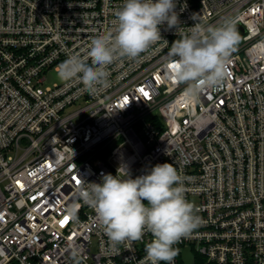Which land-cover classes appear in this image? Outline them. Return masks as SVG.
<instances>
[{
  "label": "built area",
  "instance_id": "built-area-1",
  "mask_svg": "<svg viewBox=\"0 0 264 264\" xmlns=\"http://www.w3.org/2000/svg\"><path fill=\"white\" fill-rule=\"evenodd\" d=\"M123 2L0 0V264H149L152 234L113 248L79 189L162 163L200 217L174 264L186 247L203 264H264V0H174L180 31L161 25L158 43L109 65L106 88L47 84ZM194 13L244 33L219 85L188 100L168 53Z\"/></svg>",
  "mask_w": 264,
  "mask_h": 264
},
{
  "label": "clouds",
  "instance_id": "clouds-1",
  "mask_svg": "<svg viewBox=\"0 0 264 264\" xmlns=\"http://www.w3.org/2000/svg\"><path fill=\"white\" fill-rule=\"evenodd\" d=\"M175 9L174 0H124L115 12L113 29L93 36L83 56H68L59 65L58 77L64 81L78 79L89 93L106 88L109 65L122 58L136 59L158 43L161 25L180 31ZM198 17L192 15L197 22L171 44L168 53L172 60L170 76L187 85L188 100L219 85L241 39L235 20L226 18L218 26H209ZM79 196L94 209L99 227L113 248L140 241L150 232L153 239L145 247L149 264H174V245L190 237L200 223L195 206L185 197L182 178L170 163L156 164L134 179L128 169L120 167L115 176L102 175L99 183L85 182Z\"/></svg>",
  "mask_w": 264,
  "mask_h": 264
},
{
  "label": "water",
  "instance_id": "water-1",
  "mask_svg": "<svg viewBox=\"0 0 264 264\" xmlns=\"http://www.w3.org/2000/svg\"><path fill=\"white\" fill-rule=\"evenodd\" d=\"M239 35L244 33V29L241 25L236 26ZM182 260L184 264H195V256L190 247H186L182 252Z\"/></svg>",
  "mask_w": 264,
  "mask_h": 264
},
{
  "label": "rangeland",
  "instance_id": "rangeland-1",
  "mask_svg": "<svg viewBox=\"0 0 264 264\" xmlns=\"http://www.w3.org/2000/svg\"><path fill=\"white\" fill-rule=\"evenodd\" d=\"M58 72L50 73L48 76L47 84H52L57 82L60 78L57 75Z\"/></svg>",
  "mask_w": 264,
  "mask_h": 264
},
{
  "label": "trees",
  "instance_id": "trees-1",
  "mask_svg": "<svg viewBox=\"0 0 264 264\" xmlns=\"http://www.w3.org/2000/svg\"><path fill=\"white\" fill-rule=\"evenodd\" d=\"M195 264H203V259L196 253H195Z\"/></svg>",
  "mask_w": 264,
  "mask_h": 264
}]
</instances>
